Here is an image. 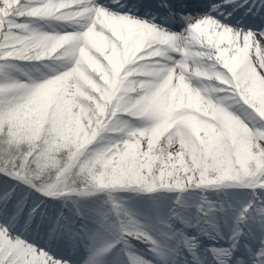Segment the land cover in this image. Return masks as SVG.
Segmentation results:
<instances>
[{
	"label": "snow or ice",
	"instance_id": "obj_1",
	"mask_svg": "<svg viewBox=\"0 0 264 264\" xmlns=\"http://www.w3.org/2000/svg\"><path fill=\"white\" fill-rule=\"evenodd\" d=\"M0 177V264H264V0H0Z\"/></svg>",
	"mask_w": 264,
	"mask_h": 264
},
{
	"label": "rangeland",
	"instance_id": "obj_2",
	"mask_svg": "<svg viewBox=\"0 0 264 264\" xmlns=\"http://www.w3.org/2000/svg\"><path fill=\"white\" fill-rule=\"evenodd\" d=\"M51 67H57L55 65H51ZM27 68V67H26ZM37 68L39 71H37ZM32 71V74L34 77L39 76L41 73H48V68L43 67V65L28 68ZM17 75V74H13ZM20 79H23L22 76L19 77ZM5 178L0 177V180H3ZM121 200H123L125 203H127L131 208H133L135 211L141 214L142 217L144 216H153L155 215L157 210L167 212L168 208L172 206V201L175 198L176 194H168V193H156V194H142L137 196L133 193H117ZM188 196L189 194H185ZM192 196V199L189 201V204H196L199 202V199L201 196L207 197L209 200L217 202V203H230L234 207L239 208L243 204H246L248 199H250V196L247 194V190H240V189H224L219 191H206L203 193L196 192L190 194ZM152 196L156 197V200L153 201L151 199ZM36 198V197H31ZM40 199H44L43 197H39ZM166 198V199H165ZM106 199V197L103 194H98L96 197L90 198L84 203L91 208H103L104 210H107V207L103 204V201ZM49 204V207L51 210H56L62 208V202L59 200H53V201H47ZM63 211L67 214L68 209H63ZM191 213L194 216L195 214V208L193 207L191 209ZM189 234H193V230H188ZM202 240V247H201V255L203 256L204 249L207 247L212 246H218L215 242L207 240L204 237H201ZM220 244H224L223 241L219 242ZM144 246V245H143ZM227 246V245H225ZM145 251V246L144 250ZM210 259V256H209Z\"/></svg>",
	"mask_w": 264,
	"mask_h": 264
},
{
	"label": "bare ground",
	"instance_id": "obj_3",
	"mask_svg": "<svg viewBox=\"0 0 264 264\" xmlns=\"http://www.w3.org/2000/svg\"><path fill=\"white\" fill-rule=\"evenodd\" d=\"M40 65H42V64H40ZM40 65H37V66H40ZM26 67L27 68H32L33 66L31 65V64H28V65H26ZM18 75V74H17ZM202 240H204V239H201V241ZM135 243V247H136V249L140 252V253H144V246L142 245V244H139V243H136V242H134Z\"/></svg>",
	"mask_w": 264,
	"mask_h": 264
}]
</instances>
